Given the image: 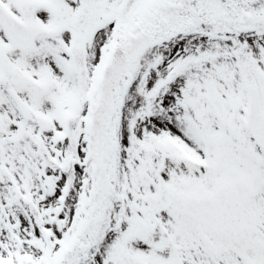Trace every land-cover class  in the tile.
<instances>
[{"label":"snow or ice","instance_id":"obj_1","mask_svg":"<svg viewBox=\"0 0 264 264\" xmlns=\"http://www.w3.org/2000/svg\"><path fill=\"white\" fill-rule=\"evenodd\" d=\"M0 264H264V0H0Z\"/></svg>","mask_w":264,"mask_h":264}]
</instances>
